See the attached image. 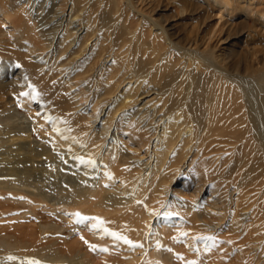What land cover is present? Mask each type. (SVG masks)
<instances>
[{
    "label": "bare ground",
    "instance_id": "obj_1",
    "mask_svg": "<svg viewBox=\"0 0 264 264\" xmlns=\"http://www.w3.org/2000/svg\"><path fill=\"white\" fill-rule=\"evenodd\" d=\"M170 1L111 0L117 23L108 19L104 29L108 20L83 15L82 0H71L55 22L50 0H0V23L14 37L0 34V264H264V85L254 91L257 79L250 86L209 61L226 57L227 49L216 55L218 45L198 47L229 41L241 12L245 24L252 16L264 30V10L257 8L264 0ZM198 5L204 22L214 20L199 27L200 40L181 38L178 26H194L189 18ZM54 36L63 61L51 53L50 69L34 67ZM121 36L123 74L100 79L102 62L86 71L84 54L100 40L120 44ZM35 38L40 43L24 44ZM255 48L263 62L264 39ZM15 62L21 66L13 76ZM37 69L55 90L38 86ZM51 99L63 115L50 121L51 111L43 110L52 108ZM15 109L28 122L12 120ZM236 154V168L245 170L231 195L218 188L204 196L192 186ZM92 218L104 223L95 227Z\"/></svg>",
    "mask_w": 264,
    "mask_h": 264
},
{
    "label": "rangeland",
    "instance_id": "obj_2",
    "mask_svg": "<svg viewBox=\"0 0 264 264\" xmlns=\"http://www.w3.org/2000/svg\"><path fill=\"white\" fill-rule=\"evenodd\" d=\"M107 1V2H106ZM71 0H50V3H52V8H51V11L52 12H55L56 14H55V18L56 19H54V20H51V21H53V22H55L56 20L57 21H60V19L63 17V16H65L66 14H68L69 13V9H70V6H71ZM88 2V3H87ZM105 2V3H104ZM87 3V4H86ZM91 3H92V5H91ZM99 3V4H98ZM107 5V6H109L108 8L105 6L104 7V5ZM170 3H173V0H171L170 1ZM82 4H84V5H82L81 6V12H83V15H85V14H93V15H96V16H98V17H102V18H105L106 20H108V19H115V6H113V4H112V2H111V0H82ZM98 4V5H97ZM262 5H260V6H258L257 8L258 9H261V10H264V2L263 3H261ZM171 5V4H170ZM64 6H65V8H64ZM176 7V5L175 4H172V6H169L168 5V7L169 8H167V11H166V16L167 17H165L166 19H167V21H166V23L167 22H171L172 21V19H170L169 17H168V15L170 16L171 15V9L173 8V7ZM61 7V8H60ZM93 7L95 8V10H97L96 12L94 11V9H93ZM102 7V8H101ZM106 9H104V8ZM139 7V6H138ZM174 7V8H175ZM204 6H196V12H198L199 11V13H196L194 16H192L191 17V19L189 18V22H192V20H193V18H194V26H193V24L192 25H187L186 27H185V25H180V26H178V28H177V34H179V36H181V38L183 37V38H186V39H190V40H200V34L198 33V30H199V27L200 28H204L206 25H209L210 24V22H212L213 20H214V18L210 21L209 19V21L207 20V21H203V19H201V16H204V12H205V10H204V8H203ZM260 7V8H259ZM100 8V9H99ZM61 9V10H60ZM89 9H91V10H89ZM104 9V10H103ZM108 9V10H107ZM199 9V10H198ZM200 9H201V11H200ZM112 10V11H111ZM113 10H114V12H113ZM198 10V11H197ZM64 11V12H63ZM87 11V12H86ZM109 11V12H108ZM169 11V12H168ZM207 11H208V9H207ZM252 11L253 12H255V10H253L252 9ZM62 12H63V14H62ZM105 12V13H104ZM145 12H147V11H145ZM208 12H210V11H208ZM112 13V14H111ZM214 13V12H213ZM65 14V15H64ZM114 14V15H113ZM197 14H198V16H197ZM61 15V16H60ZM110 15V16H109ZM243 15H245V13H243V12H241V13H239V15H235L234 17H235V21L233 22L234 24H231V26H230V39H229V41H217L216 39H213V40H211L212 41V43H210V41L207 43V42H198V47H199V49L200 50H203L204 48H206V49H209L210 47L212 48L214 45H218L216 48H215V52H216V55H218V53L217 52H222V53H224V51L226 50V52L225 53H228V54H226L225 56L226 57H223V58H217V59H210L209 58V61L211 60V62H212V60H214L213 61V63L216 65V66H218L219 67V69H226L228 72H230L231 74H233V72H234V74L235 73H237L240 77H242V79L244 80V82L246 81L250 86H254V82H255V79H257L258 80V82L256 81V84H255V86L256 87H252V90H254V91H256L257 90V88H258V85H264V77L263 76H261V74L263 73V72H261V71H259V69H264V60H263V62H262V59L260 58V56H259V54L257 55V53L255 54V52H252L253 51V49H252V47L254 46V49H256L255 47H257L258 46V43L259 42H261L263 39H264V30H262V29H260V27H259V25H258V23H254L253 21H252V16H249V19H248V17H247V19H245L246 20V24H245V21H244V17H243ZM105 16V17H104ZM239 16V17H238ZM107 17V18H106ZM214 17V16H213ZM58 18H59V20H58ZM197 18V19H196ZM198 18H200L199 20H198ZM110 19V22H112L113 21V24L114 25H111L112 27H114L115 26V24L117 23V21H115V23H114V20H111ZM116 20V19H115ZM191 20V21H190ZM196 20H198L197 22H199V23H197L196 22ZM200 20H202V22H200ZM48 21H50V19L48 20ZM109 20L107 21V22H105V23H102V25L101 26H103L102 28H104V29H106L107 28V25H110L111 23L109 22ZM203 22H204V24H203ZM202 23V24H201ZM187 24V23H186ZM200 24V25H199ZM202 25V26H201ZM247 25V26H246ZM183 26V27H182ZM191 26H193V28H187V27H191ZM237 26V27H236ZM82 26L80 25L79 26V28H81ZM195 27V28H194ZM233 27L235 28V30H232L233 29ZM238 28V29H237ZM246 28V29H245ZM101 29V27L99 28V30H98V32L97 33H101L102 31H103V29H102V31L100 30ZM187 29V30H186ZM190 29H192V30H190ZM60 30V32L63 30L62 28H60L59 29ZM240 30V31H239ZM9 31V28H8V26H6L5 24H3L2 25V23H0V34L3 36L2 38H4V39H9V38H12V40H13V35L11 34L12 32H8ZM184 31V32H183ZM187 31H191V34L190 33H188ZM243 33H242V32ZM185 32H187V33H185ZM259 32V33H258ZM198 33V34H197ZM262 35H261V34ZM193 34V35H192ZM259 34H260V36H259ZM233 35V36H232ZM246 35V36H245ZM92 36V35H91ZM187 36V37H186ZM247 36H248V38H247ZM262 36V37H261ZM222 37H224V36H222ZM257 37H258V39H257ZM261 38V40H260V38ZM92 40L90 41V39L91 38H89V39H87V41H89V43L91 44L92 42L94 43L95 42V39H94V35L92 36ZM118 38H120L121 39V41H119V43L120 42H122V43H120V44H117V42H118V40H114L113 42H112V37H111V41L110 42H108V41H105V40H102V42H101V40H100V43H99V45H98V47L100 46V44L101 43H103V46H100L99 47V50H98V47H97V49L96 50H94L92 53H91V55L89 56V57H87V58H85L84 56H85V54H84V56L82 57L83 58V60H81L82 61V63H83V67L86 69V71H88L91 67H94L95 66V64H97V62H102V68H101V72L103 71V74L104 75H102L101 74V72H100V79H102L103 80V77H105V75H107V74H105V73H107V72H109L110 73V75L112 76L113 74L115 75V80L117 79V78H119V76H121L122 74H123V72H122V70L124 69V67L122 66V64H120V63H123L122 61H120V57H122L121 55H120V53H119V50H120V48L122 47V48H125L126 46L125 45H127L126 43L124 44V37H118ZM225 38V37H224ZM246 38V39H245ZM119 39V40H120ZM244 39V40H243ZM257 39V40H256ZM36 40V41H35ZM38 40L39 39H37V38H35L33 41H26V42H24V44L27 46V47H32L35 43L37 44V43H40V42H38ZM246 40V41H245ZM256 42H255V41ZM58 39H57V36L55 37L54 36V38H53V40L50 42V44H49V46L47 47V48H45V49H42V50H40V55L39 56H37V57H35V59H36V62H34L33 63V65H34V67H39V68H42V67H45V68H48L49 66H50V62H51V59H49L48 57L50 56L49 54H53V56L55 55V57L57 58V59H61V54H59V56L58 55H56L57 53H55V49L57 48V46L59 45V43H58ZM86 41V42H87ZM186 41V40H185ZM217 41V42H216ZM41 42H43L44 43V41H41ZM106 42V43H105ZM215 44H214V43ZM220 42V43H219ZM11 43V42H10ZM88 43V42H87ZM256 43V44H255ZM46 44H48V41H46ZM57 44V45H56ZM90 44H88V45H90ZM105 44V45H104ZM111 44V45H110ZM199 44H200V46H199ZM202 44V45H201ZM232 44V45H231ZM52 45V46H51ZM109 45L112 47L111 49L109 48ZM212 45V46H211ZM230 45V46H229ZM106 46V47H105ZM104 47V50H101L102 48ZM208 47V48H207ZM110 49V51H108V49ZM115 48V49H114ZM147 49L148 48H150V46H147L146 47ZM230 48V49H229ZM54 49V50H53ZM219 49V50H218ZM220 49H222V50H220ZM225 49V50H224ZM251 51H250V50ZM31 50L32 51H34V48H31ZM97 50H98V52H97ZM106 50V51H105ZM113 50V51H112ZM224 50V51H223ZM236 50V51H235ZM245 50V51H244ZM19 51H23V50H19ZM100 51H101V53H100ZM102 51H104V52H102ZM107 52H109V54H110V52H113L112 53V55H114V56H112L111 54V56L109 55V54H106ZM116 52V53H115ZM232 52V53H231ZM237 52V53H236ZM247 52H249V53H254V55H255V57L253 58V55H251L250 56V54L249 53H247ZM18 53V52H17ZM19 53H21V52H19ZM36 53H38V52H34V54H36ZM95 53H97L96 54V56H95ZM99 53H100V55L102 56H100L99 55ZM104 54V56L105 57H103V54ZM47 56H46V55ZM93 54V55H92ZM248 55V57H247V55ZM49 55V56H48ZM110 57H109V56ZM257 55V56H256ZM19 56H21V55H19ZM130 56H132V55H130ZM140 56H142V58L140 57ZM252 57L254 60L253 61H255L254 63L253 62H251V60H250V57ZM107 57V58H106ZM39 58V59H38ZM81 58V57H80ZM88 58H90V59H88ZM101 58V59H100ZM102 58H104V59H102ZM106 58V59H105ZM144 55H141V54H139V59L143 62L144 61ZM145 58H146V56H145ZM225 58V59H224ZM248 58V59H247ZM251 58V59H252ZM256 58V59H255ZM257 58H260L259 60L257 59ZM77 59H79V57L77 58ZM86 59H88V60H86ZM110 59V60H109ZM117 59V60H116ZM147 59V58H146ZM52 60H53V57H52ZM91 60V61H90ZM112 60H113V62H112ZM221 60V61H220ZM38 61V62H37ZM45 63H44V62ZM61 61H63V57H62V60ZM81 61H79L80 63H81ZM88 61V62H87ZM116 61V62H115ZM120 61V62H119ZM206 61H208V59H207V57H206ZM250 61V62H249ZM260 61V62H259ZM84 62L86 63V64H84ZM90 62V64H88ZM225 64H224V63ZM241 62V63H240ZM43 63V64H42ZM81 63V64H82ZM106 63V64H105ZM114 64V66H111V64ZM253 63V64H252ZM260 63V64H259ZM93 64V65H92ZM246 64H248V65H246ZM232 65V66H231ZM249 65H250V68H249ZM21 65H20V63L19 62H15V63H13V67H12V69H11V71H10V75H13V76H16L17 74H18V72H19V67H20ZM98 66H99V64H98ZM120 66H122V67H120ZM247 67L246 69H245V67ZM259 66V67H258ZM114 67H115V70H113L114 69ZM231 69H230V68ZM235 67V68H234ZM261 67V68H260ZM110 68V69H109ZM113 68V69H112ZM233 68H234V70H233ZM3 69H5V67L3 68ZM49 69H50V67H49ZM121 69V70H120ZM237 71H236V70ZM245 69V70H244ZM248 69V70H247ZM232 70V71H231ZM247 70V71H246ZM85 71V70H84ZM98 71V70H97ZM111 71V72H110ZM245 71V72H244ZM113 72V73H112ZM243 72V73H242ZM122 73V74H121ZM37 74H38V78L40 79L39 81H38V86L39 87H42V88H47V89H52V90H55V87L54 86H50V85H48L47 83H45L44 81H43V78H42V75H41V73H40V71H39V69H37ZM87 74H89V72L87 73ZM119 74H121V75H119ZM244 76H243V75ZM259 74V75H258ZM109 75V76H110ZM263 75H264V73H263ZM108 76V77H109ZM110 76V77H111ZM52 77V76H51ZM60 77V76H59ZM87 77H89V75H86V74H84L83 75V80L85 81V83H86V85L87 86H89L90 84H93V83H90L91 82V80L92 79H90V77L89 78H87ZM92 78H95L96 77V74H94V76H91ZM246 79V80H245ZM90 81V82H89ZM99 83H100V81H99ZM163 83V81H161V84ZM73 90V89H72ZM168 90V88L167 87H165L163 90H162V92H166ZM168 94H170V92H167ZM166 93V95L165 96H168V94ZM87 93H86V91H85V95H86ZM88 95V94H87ZM83 99H86V98H83ZM82 99V100H83ZM81 100V102L79 101V105H81V106H79L78 108L81 110V108H82V106L83 107H86V105H87V103L83 100L82 101ZM55 100H53V99H51V100H49V104L51 105L52 104V108L49 106L48 108H44V110L43 111H46V110H49V111H51V113L49 114V119H50V121L52 120V119H54V118H58L59 117V115H58V113L60 114V117L58 118V119H60L61 117H62V115H63V113L61 114V112H57L56 110H55V108H56V106L57 105H55V103L56 104H60V102H57V101H55ZM89 101V99L87 100V102ZM54 103V104H53ZM82 103V104H81ZM84 104V105H83ZM61 106H64L63 104L61 105ZM36 107V106H35ZM81 107V108H80ZM90 110V115L93 117L94 116V112L92 113V111H91V109H89ZM56 111V112H55ZM53 112V113H52ZM57 113V114H56ZM15 117L12 119V120H15V121H17V122H28V121H26L27 119H25L26 118V113L25 112H23L21 109H15ZM23 116V118L22 119H18V118H20V116ZM52 117H51V116ZM52 118V119H51ZM92 121H95V118H92ZM95 125L96 126H98L99 125V121H95ZM78 125L76 124V127H77ZM75 128V127H74ZM74 128H72V129H74ZM250 140V138H247L246 140H245V142L247 143L248 141ZM238 156H240V155H231V156H228V157H226L227 158V163H223L222 164V166H221V169L217 172L218 173V175H217V173H214L213 175H208L209 177L208 178H205V179H201V178H199L198 180H197V182H195V183H193L192 184V186H198L199 187V185L201 186V187H199V193L200 194H203L204 196H206V194H208L209 192H211V190H212V192L214 193V190H217L218 188V190H221V192L225 189V191H223V193H227L228 191H230V195L232 194L231 193V191L234 189V185H236V183H237V181H238V176L237 175H239V174H241L242 172H244V170H245V165L244 166H242L241 168H239V169H237L236 168V161H237V158H238ZM224 164H226L225 166H224ZM230 165V166H229ZM223 166L226 168H224L223 169ZM230 167H231V169H230ZM261 167H262V165H261ZM229 168V169H228ZM232 168H233V170H232ZM236 169L238 170V172H235L236 171ZM223 170V171H222ZM228 170V171H227ZM232 170V171H231ZM241 170V171H240ZM225 171V172H224ZM229 172V173H228ZM231 173V174H230ZM238 173V174H237ZM221 174V175H220ZM236 174V175H235ZM223 176H224V178H223ZM221 177V178H220ZM225 177H226V179H225ZM230 177H232V178H230ZM263 178V176L260 178V179H262ZM206 179H208V180H206ZM234 179V180H233ZM201 180V181H200ZM203 180H206V181H203ZM214 180H216V181H214ZM220 180V181H219ZM222 180V181H221ZM236 180V181H235ZM229 181H232L231 182V184H230V182ZM200 182V183H199ZM204 182V183H203ZM216 182V183H215ZM233 182H235V184H233L232 185V183ZM215 183V184H214ZM214 184V185H213ZM215 187V189L213 188V187ZM221 186H222V188H221ZM228 187L227 188V190H226V188L225 187ZM224 187V188H223ZM229 189V190H228ZM231 189V190H230ZM202 190V191H201ZM207 190V191H206ZM215 194V193H214ZM227 195V194H226ZM211 222V221H210ZM225 222V221H224ZM222 224H224L223 222H221ZM219 225H221L220 223H219ZM219 225H216V227L218 228L219 227ZM24 226V225H23ZM227 228H228V230H229V228H231V227H229L228 225H227ZM223 229V228H222ZM226 229V228H225ZM218 236V235H217ZM203 244H205V242L204 243H201L200 245H203ZM261 260L263 261L264 260V249H262V253H261Z\"/></svg>",
    "mask_w": 264,
    "mask_h": 264
},
{
    "label": "snow or ice",
    "instance_id": "obj_3",
    "mask_svg": "<svg viewBox=\"0 0 264 264\" xmlns=\"http://www.w3.org/2000/svg\"><path fill=\"white\" fill-rule=\"evenodd\" d=\"M21 95H27V93H21ZM79 215V214H77ZM82 219H86V218H83ZM92 219H95L96 220V225L95 227H99L101 226L104 222L102 220H100L99 218H92ZM104 231H107L106 229H104ZM111 235L115 236V233H111ZM186 235V234H185ZM117 239H120V237H117ZM200 239H203V238H200ZM211 239V238H209ZM126 243H130L129 241L125 240ZM31 264H35V262H31Z\"/></svg>",
    "mask_w": 264,
    "mask_h": 264
}]
</instances>
